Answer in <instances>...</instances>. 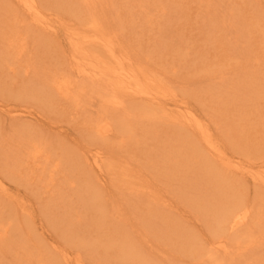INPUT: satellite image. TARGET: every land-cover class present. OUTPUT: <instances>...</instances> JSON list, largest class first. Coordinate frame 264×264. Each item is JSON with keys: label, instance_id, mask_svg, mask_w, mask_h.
Returning a JSON list of instances; mask_svg holds the SVG:
<instances>
[{"label": "bare ground", "instance_id": "6f19581e", "mask_svg": "<svg viewBox=\"0 0 264 264\" xmlns=\"http://www.w3.org/2000/svg\"><path fill=\"white\" fill-rule=\"evenodd\" d=\"M132 1V3L125 2L129 5L127 4V11L124 13L125 9L123 8L125 7V3L123 4L124 7L122 4L118 3L120 8L117 9L118 6L115 0H0V17L5 16L0 25V73H7L9 76L14 75L8 80L9 83L4 84V86H6V88H14L12 91H9V93L12 96H19L20 93L22 98L31 93H44L43 98L48 105L53 102V104H50L49 106L54 108L58 112L57 114H71L73 115V117H71L72 120H75L76 124L79 123L82 125V127L80 126L82 134L81 137H79L81 140L83 139L82 142L90 143L96 141L105 149L109 148L107 150L109 153L115 148L121 149L122 141H125V143L131 148H137L139 140L147 141L146 135H143L142 133L146 132V130L147 133L150 131L155 132L157 130L154 123L157 122V120H162L163 115L166 113V106L169 105V103H167L168 99L166 100V98L170 89L167 90V86L161 82L155 83L154 79H152L153 76L150 78H147V76L140 77V71L143 70L137 67L139 66V57L132 56L128 50H123L125 48L123 44H128V41H131L132 37L127 41L124 35L119 34L121 33L122 26H120L121 30H119L113 23L115 18V16H113L114 14L117 18H121L123 15L129 13L132 14L133 26L131 28L135 27L134 24L136 23L143 27V18V22L146 25L147 21L150 22V16L142 11L144 8L140 6L141 3H144L145 6L147 5L149 7L150 5L152 7L151 3H153L155 6H153L154 9L161 11L162 14L165 13L166 10L162 7V0H153L150 4L146 0H140V2L137 3L140 4L139 8L136 5V7L134 6L136 0ZM14 3L17 8L13 6ZM50 7H52L55 12L57 11L54 16L59 19L60 22L58 23L62 24L66 29L69 26L68 24L72 27H69L72 30V33H67V37L70 39V42H72L68 56L64 55L65 57H63V55H59L60 53L58 56L56 53L59 43H55L54 39L57 37L58 31L50 28L52 24L49 25V20L45 15V12L47 11L46 9H50ZM117 10H120L119 13ZM138 10L141 11L140 13L144 12V15L141 16L142 19L139 17V20H136L139 16V13L136 15V11ZM154 13L156 14V12ZM149 14H152L153 16L155 15L153 13ZM159 16L154 18L156 19L155 22L158 20V23L160 24V21H163L164 18H162L163 20H160L159 18L161 16ZM53 18L54 17H52V19ZM169 18V21L173 19L171 16ZM122 21L123 20H121V24ZM158 23L156 25H158ZM88 32H90V35ZM128 32L129 30L126 31V34ZM135 32L133 30V33ZM92 33L93 35H91ZM50 34H53V36H50ZM62 35L64 36V33ZM134 36L136 37L137 35ZM96 41L100 43V45L93 44V42ZM31 42L30 57L27 58L24 55V51L27 50V44ZM137 44L138 46L140 45L139 42ZM98 46H101L106 50L113 58V61L109 58L110 61L108 60V63L103 58H100L97 53L91 55V52L93 51L92 49L97 48ZM42 49H44V53H41L40 50ZM80 50H83V55H88L95 59L97 64L94 63V67H90L88 64H85V62L83 63L80 59V55H77ZM44 56L48 57L50 62L48 64V70H45L44 75H42L41 65H39L41 62H38L37 58L41 61V58ZM131 56L135 58V60H133ZM29 60H32L34 63L30 64ZM76 82H78V84H76ZM52 97L57 98L58 102ZM61 98H63L65 102L74 101V104L66 105L59 101ZM172 101H178V99L174 98ZM172 101L170 100L169 102ZM172 103H176V109H182L179 104L181 103L180 100L178 103ZM75 105L77 108L73 107ZM89 107H94V109ZM171 109L176 111L174 110L175 106L171 107ZM3 110V107L0 106V114L1 112L4 113V111H6ZM21 110H18L17 112H24V110ZM14 111L16 110H8V114L9 112L12 113L9 117L15 119L20 118L21 116L18 113L15 114ZM176 112L179 113V111ZM183 114L184 113L181 115ZM181 115L180 117L178 116L179 118L177 117V119L185 124L191 132H189L190 135L186 138L183 136V141L180 146L179 143L182 136L178 140H175L177 143L175 148L170 149L172 151L167 157H163L165 164L164 169L167 168L165 171L167 181L165 182L166 185H164V188L153 182L152 178L147 179V176L141 171L135 173L132 172V170L126 169L123 161L118 160L116 157L112 158L109 156L106 161L105 154L100 149L92 151L91 153H80L69 147V150L64 149L61 157L59 156L57 161H54L51 158V148L49 147V143L31 134V129H29L31 126L27 128L25 125H22L21 127L19 126V129L18 127H12V130L10 131L12 132L11 135L16 138L13 141L16 148L12 147L13 144L9 139H6L5 141L9 144L11 149H5L0 145V156L1 154L3 155V157H0L2 159L1 166L10 178H13L17 183H20V185L26 184L32 188H37L38 194L42 198H45L49 204H52L55 201L54 197L57 198L60 196L62 198L61 195H65L63 200L66 196L70 197V191L73 188L75 189L73 194L71 193V197H73V200H77L81 203L79 206L81 211L78 215H75L76 212H74L73 209L75 207L77 210L79 207L74 206V204L69 201V203L74 206L73 209L71 208L74 216H70V219L73 218V222H66L69 213H67V216L63 211L67 218L66 220L63 219L62 222L66 224H61L59 222L53 224L56 228L55 230L61 235L60 238L65 239L68 242H78L80 239L76 238L74 235H76L77 231L81 228V226L78 225L86 220L94 222L93 225H95V227H91L89 230L90 232L94 230L101 233L100 227L102 226L109 228L118 227V229L122 231V236L125 238L121 239L116 235L107 238L105 248L103 247L101 255L104 261L113 260L116 264H141V262H143L142 264H157L155 260L152 262L150 261L151 258L149 259L147 253L142 254L144 252L139 251L141 249L139 243L146 241L144 239L145 237L139 239L141 240L139 243L135 241L137 244L133 243L134 241H131L133 237H131L129 229L128 231L126 230L124 225L125 219H118L121 212L126 216L128 214V210L125 209L120 202L122 196L123 200L127 201V203L130 200L134 201L137 205L136 209L140 207V210H142V213L137 214H140L143 217L142 219L147 228L150 227L149 222L151 220V228H149V231L147 232V234H151V237L146 238L148 241H151L150 239L153 240V238L154 240L165 238L166 235L170 238L173 234H175V238L177 234L181 236V232H184L188 227L182 229V225L177 224V226L176 224L173 225V223L172 225L166 224L170 220L173 221L177 215H173V212L164 213L162 208H164V206L166 207L167 204L170 205L171 208L175 206L168 203L167 199L163 200V198L166 196H164V193L166 194L167 191L170 192L169 187L177 190L181 183L184 187H181L180 191L183 193L188 195L197 193V207H195V204L191 206L194 212L189 213V215L199 212L200 210L209 213L208 210L213 211L212 209L214 208L221 209L222 213L221 226L219 229L220 234L217 235L220 237L219 235L222 234L220 240L217 242L216 240H213V243L211 242L209 245L205 244L206 246L199 240H195V243L190 240L189 243L194 247H190L191 254H187V256L191 255L194 260L202 261L206 250L209 254L208 258L210 259V262L215 261V264H219L218 261L220 257H226L231 253V247L228 244L230 243V240L224 238L223 235L234 234L236 232L244 237L243 243L240 245L243 244L244 248H248L251 253V251L256 249L258 244H260V246L264 245V158L261 159V164L255 165L250 161L243 162L246 156L244 157L240 155L242 156L241 158H244L243 160L240 158L242 161L237 162L240 160L235 158V154H237L235 149L237 147L233 148V146V150L228 144L235 153L233 154L232 152L235 156L232 157L230 154L231 151L228 152L229 150H226L228 154L225 151V153H223L226 143L222 144L225 146L222 148L220 147V141L218 140L222 138L221 142L222 140L223 142L225 140L227 143L233 144L235 143V140L231 137H234L235 135L231 136L220 133L219 137L221 138L218 137L217 140L219 142L216 141L218 142L216 145L213 139L214 132L212 130L209 132L207 129L208 127L206 128L199 118H195V116L192 117L193 114H190L189 111H187V115H185V117H190L186 118L188 121L184 118L182 119L181 117L183 116ZM1 117L2 116L0 115V119ZM147 121L150 123L149 125H147ZM138 128H145L142 129V131H139V133H141L140 137L138 131L135 132ZM0 130L4 132V127L1 121ZM196 133H199V136ZM1 134L2 133L0 132V135ZM152 136L153 135L148 134L147 137L151 138ZM119 138H121L122 141H120ZM152 138L156 140V136H153ZM80 141L76 140V142H74L76 148ZM204 141L206 144H204ZM257 142L259 143V141ZM261 147L263 148L264 146ZM155 150L158 151L157 149ZM181 152H185L183 157ZM148 155H151L150 151L148 152ZM28 157L32 158L33 163L41 169H46L47 167L56 168V173L53 175L51 174V177L54 179L61 170L66 171L68 163L70 164V169L73 168L74 173L77 172V166H81L82 170H80V172L83 173V171H85V173L80 179L75 177L74 179L63 180V182H60V184H62L60 189H57L58 187L56 190L54 188L48 189L37 180L35 181L31 178V175L37 173L34 169L30 168L28 164H25ZM196 172H199L200 175ZM228 173L230 174L228 175ZM43 174L44 173L42 172H38L37 179L42 180ZM103 178H105V181H102ZM169 178L171 180L173 179L174 182L171 183L172 181H170ZM244 178L251 180L250 182L253 184V191H255L253 197H250L247 192L244 193V187L242 185L239 187V183L243 182L242 180H245ZM187 179L188 182L192 181L193 184L189 186L186 182ZM237 179L239 182L238 184H236ZM240 179L241 181H239ZM118 184L121 186L118 187ZM6 188L4 181L0 176V194L4 191H8ZM109 188H115V192H117V194H114L113 199V196L111 197V199L114 200V203H116L114 204L115 208L114 205L110 206L111 208L108 207V195L111 194ZM151 189L155 192L150 194V196L153 195L155 197V199H152L154 201L147 198L142 200L141 196L146 192L150 193ZM75 196L78 198L76 197L74 199ZM6 197L10 198L13 197V195H10L8 192ZM55 202L57 203L58 200ZM78 202H76V205H79ZM1 203L2 200L0 198L1 254L8 251L13 253L11 249L17 245L20 247V250H22V253H24V256L18 257L17 262L13 261L7 263L0 258V264H18V262H21L22 260V264H33L31 260L34 255H36L35 259L37 258L42 261L44 251H41V248L36 245L38 238L36 237V231L32 228V223H27L31 227L27 226L26 230L23 231L21 215L18 216L16 210L13 216L12 214H4L3 211L6 213L11 210H2ZM66 204L68 207L70 206L68 203ZM141 205H144V207H141ZM72 210L70 211L72 212ZM86 213H90L91 215ZM170 214L171 216L169 217ZM26 217L27 216H23V219H27L29 216ZM32 217L34 216L32 215ZM70 219L68 221H70ZM164 220L165 223L163 222ZM161 221L163 223H161ZM187 230V232L185 231L187 238H192L194 235L197 236L192 229L191 233L189 229ZM107 233L108 232H105L108 236ZM127 235L130 239H128ZM216 237L215 239H218ZM167 238L165 239L168 240L169 238ZM58 244L54 246V250H57ZM197 246L204 248V252L200 256L192 253ZM252 246H254V250L251 249L253 248ZM34 251L36 253H34ZM57 251L60 253L61 258L64 261H68L70 257L68 249L62 246ZM51 254L55 255L53 252L49 255ZM50 257L54 256L51 255ZM81 257V254L80 256L79 254H76L73 261L75 260L76 264H84ZM251 258L250 260L248 258L249 264L251 263ZM256 258L258 257L256 256ZM263 258L264 255L262 257L263 262L261 261L262 264H264ZM47 259L43 258V261L46 260L47 263L50 262V264H54L52 262L53 260H51L52 258ZM257 260L253 262L256 264ZM259 262L257 264H260Z\"/></svg>", "mask_w": 264, "mask_h": 264}, {"label": "rangeland", "instance_id": "374dc122", "mask_svg": "<svg viewBox=\"0 0 264 264\" xmlns=\"http://www.w3.org/2000/svg\"><path fill=\"white\" fill-rule=\"evenodd\" d=\"M115 1L117 2V6L119 4L123 5L125 2H133L132 0ZM136 1L134 2V6L136 5L139 8L140 4L137 3L140 2V0ZM146 1H148L149 4L150 2H153V0ZM180 1L162 0V7H164L166 10L165 13H163L164 15L161 11L154 9L155 6L153 3H151L152 7L150 5L151 8L147 5L146 7L144 3H141L140 6L144 8V10H142L140 7L141 10L150 16V22L147 21L145 25L143 22L144 18L142 19L141 17L144 15V12L140 13L141 11H136V15L139 13V16H136L138 18L136 20H139L140 17L143 20V27L136 23L134 24L135 27L131 28L133 26L132 14L127 13L121 17L122 19L117 18L115 14L113 15L115 18L112 16L114 18L113 23L115 26H117V29H122L121 33L119 34L124 35L127 41L130 39V37H132V40L128 41V44H123L125 47L123 50H128L132 56L139 57V66L137 67L143 70L140 71V77L147 76V78H150L153 76L152 79H154L155 83L161 82L167 86H165L167 90L170 89L166 98V100L168 99L167 103H169V107L166 106V113L163 115L162 120H157V122L154 123V125L157 127V130L155 132L150 131L149 133H147L146 130V132L142 133L143 135H146L147 141L139 140L137 148H131L127 143H125V141H122V139L119 138L120 141H122V148H115L113 151L111 150L110 153L107 151L109 148L105 149L96 141L90 143L82 142L83 139L81 140V138H79L82 134V130L80 128L82 125L79 123L76 124L75 120H72L71 117H73V115L57 114L58 112L49 106L50 104H53V102L49 103L48 105L46 100L43 98L44 93H31L30 95L23 98L20 96V93L19 96H12L9 91H12L14 88H6L4 84L9 83L8 80L14 75L9 76V74L2 72L0 73V106H2L6 111L3 110L4 113L1 112L0 114L2 116L0 121L4 127V132L0 130L2 133L0 135V145H2L5 149H11L5 140L9 139L13 144V141L16 139L11 135L12 132L10 131L12 130V127H18L19 129L22 125H25L27 128L31 126V128H29L31 129V134L49 143V147L51 148V158L54 161H57L59 156L61 157L64 149L69 150V147L80 153H91L92 151L100 149L104 152L106 161L108 160L109 156L112 158L116 157L118 160L123 161L126 169L132 170V172L135 173L141 171L145 174V176H147V179L152 178L153 182L164 188V185H166L165 182L167 181L165 174L167 168L164 169L165 164L163 157H167L172 151L170 149L175 148L177 144L175 140H178L182 136V138H180V146L183 141V136L186 138L188 135H190L189 132H191V130L177 119V117H180L182 113H184L181 115L183 116L181 117L182 119L188 118L190 115L188 114V117H185V115H187V111H189L190 114H193L192 117L195 116V118H199L206 128L208 127L207 129L209 132L211 130L214 132L213 139L216 145L220 141V147L224 148L225 146L222 144L226 143L223 153H225L226 150H229L228 152L231 151V156H236L235 158L237 159H240L242 156H246L245 160H243L244 157L241 158L243 162L250 161L255 165L261 164V159L264 158V147H261L264 146V0ZM128 3L124 4L125 7L123 5V9H125L124 13L127 11L126 8L129 5ZM13 6L17 8L15 3ZM118 8H120V6H118L117 9ZM46 10V18L49 20V25L52 24L50 28L58 31V38L55 37L54 39L55 43H59L56 53L57 55L60 53L59 55H63V57L68 56L72 42H70V39L67 37V33H72V30L70 29L72 27L70 24H68L69 26L66 29L62 24L58 23L60 22L59 19L54 16L56 15L57 11L55 12L52 7ZM154 12H156V14ZM149 13H153L155 15L153 16ZM169 15L171 18H173L171 21H169ZM158 16L160 17V20L164 18V20L162 19L163 21H160L161 25L158 23V20L155 22L156 19L154 17ZM52 17L54 18L52 19ZM4 18L5 16L0 17V25L2 24V19ZM121 20H123L122 24L124 25L121 24ZM157 23L158 25H156ZM120 26H122V28ZM127 30H129V32L126 34ZM133 30L134 32H137L133 33ZM63 33L64 36L62 35ZM88 34L90 35V32H88ZM91 35H93V33ZM134 35L137 36L135 37ZM50 36H53V34H50ZM32 42L27 44V50L24 51V55L27 58L30 57V46ZM138 42L140 43L139 46L137 44ZM93 44L100 45V43L97 41L93 42ZM44 49L40 50L41 53H44ZM92 50L93 51L91 52V55L97 53L99 57L103 58L106 62L109 63V58L111 61H113V58L101 46L93 48ZM82 51L83 50H80L77 53L78 56L80 55L81 61L83 63L85 62V64H88L90 67H94V63H96L95 59L88 55H83ZM132 59L135 60L133 57ZM37 61L41 62L39 64L41 65V74L44 75L45 70H48L50 59L44 56L41 58V61L37 58ZM29 63L31 64L34 62L29 60ZM66 63L69 64L68 62ZM76 84H78V82H76ZM174 98L178 99V101H172ZM53 99L58 102L57 98ZM170 100L177 103L180 100L181 103L179 104L181 106L179 104L177 105H179L183 111L182 109L178 110L179 108L176 109V103H174V105L172 102H169ZM59 101L66 105L74 104V101L65 102L63 98H61ZM174 106V110L179 111V113L171 109V107ZM73 107L77 108L76 105ZM89 108L94 109V107ZM10 109L16 110L14 113H18L21 117L16 118L18 120L9 117L10 114L12 115L10 112L9 114L7 113ZM18 110H24V112H17ZM186 121H188V119H186ZM149 124L150 123L147 121V125ZM145 128H138L135 132L138 131L139 133V131H142V129ZM220 133L231 136L235 135L234 137H230L232 139L234 138L235 141H233L239 146L235 143H227L225 140L224 142L222 140V143V138L219 137ZM148 134L156 136V140L152 138L153 136L151 138L147 137ZM196 134L199 136V133ZM140 136L141 133H139V137ZM218 137L221 139H218ZM76 140H81L77 148L74 145ZM257 141H259V143ZM204 144H206L205 141ZM228 144L231 146V148L233 146V148L237 147L235 149L237 154L234 153V149L232 148V150ZM12 147L16 148L14 144ZM149 151L151 152V155H148ZM232 152L235 154V156L232 154ZM181 153L183 157L185 152ZM1 156L3 157L2 154ZM241 159L236 161H242ZM1 162L2 159L0 158V176L4 181L5 188L7 187L6 190L8 189V191H4L2 194H0V198L2 200V210L10 209V212H3L6 215L12 214V216L16 210L17 215H21L22 217L23 231L26 230L27 226H29L27 223H32V228L36 231V237L38 238L36 245L41 248V251H44V259L52 258L51 260H53L52 262L54 264H76L75 260L73 261V259H75L76 254H79V256L81 254L84 264H116V262L113 260L104 261L101 255L103 252V247L105 248L107 238L114 237L115 235L121 239L125 238L122 236V231L118 229V227L109 228L102 226L100 227L101 233H98L94 230L90 232L89 230L91 227H95V225H93L94 222L86 220L78 225L81 226V228L77 231L76 235H74L76 238L80 239L78 242H68L65 239L60 238L61 235L55 230L56 228L53 224L57 222L66 224L62 222V220H66L67 213H69V217L66 222L71 223L73 222V218L70 219V216H74L73 210L76 212L75 215H78V213L81 211V208L79 207L81 203H79L77 200H73V197H71L75 189L73 188L70 191L72 193H70V197L66 196L64 200L63 197H65V195H61L62 198L60 196L57 198L54 197L55 201L58 200V202L56 203L54 201L52 204H49L45 198H42L38 194L37 188H32L26 184L20 185V183H17L13 178H10L3 170ZM25 164H28V166L34 169L37 173L31 175V178H33L35 181L37 180L48 189L54 188L56 190L57 187V189H60L62 185L60 182H63V180L74 179L75 177L80 179V177H82V175L85 173V171H83V173L80 172V170H82L81 166H77V172L74 173L73 168L70 169V164L68 163L66 166V171L61 170L54 179L51 177V174L53 175L56 173V168L47 167L46 169H41L40 167L36 166L33 163V159L29 157L27 158ZM38 172L44 173L42 180L37 179ZM197 174L200 175L199 172ZM229 174L230 173H228V175ZM238 179L237 181L235 180L236 184L239 183ZM103 180L105 181V178H103L102 181ZM170 181H172L171 183L174 182L173 179H170ZM239 181H241V179ZM242 181L243 182H240L241 184L239 183V187L242 185L244 187V193L247 192L249 193L250 197H253L255 195V191H253L254 189L252 182H250L251 180L245 179ZM186 182L189 186L193 184L192 181L188 182V179ZM120 186L121 185L118 184V187ZM181 187H184L182 183L179 184L177 190H175V188L169 187L170 192L167 191L166 194L164 193V196H166L163 198V200L167 199V202L173 204L175 207L171 208V206L167 204L166 207L164 206V208H162L164 213L173 212V215H177L176 218H178L174 219L176 223L174 220H170L171 224L170 221H166V224L172 225L173 223V225H182V229L188 227L186 230H184V232H181V236L177 234L174 238L175 234H173L169 238L166 235L165 238L168 237V240L165 238H158L157 240H154L153 238V240L150 239L151 241H148L146 238L151 237V234H147L149 228H151V220L149 222L150 227L147 228L142 219L143 217L140 214H137L142 213L140 207L136 209V203L132 200L127 203V201L123 200V196L120 203H122L124 208L128 210V214L126 216L122 212L120 214L118 213L120 215L118 219H125L124 225L127 231L129 229L131 237H133L131 239V241H134L133 243H139L141 242L139 239L145 237L144 239L146 241L143 240L144 242L139 243L141 245V249L139 251L144 252L142 254L147 253L149 255V259L151 258V262L155 260L157 264H215V261L210 262V259L208 258V252L206 250L204 252V248L201 246H197L192 253L198 254L200 256L204 252L202 261H196L191 255L187 256V254H191L190 247H194L189 243L190 240L194 243L195 240H199L202 244L204 243L203 245H209L211 242H214L213 240H216V242L220 240L222 234L219 235L220 237L217 235L220 234L219 229L222 219L221 209L219 210L214 208L212 209L213 211L208 210L209 213H206L204 210H200L199 212L193 213L192 215L190 214V216L189 213L194 212L191 206L195 204V207H197V193H192L191 195L185 194L180 191ZM109 191L111 196L108 195V207L116 204L112 199L114 198V194H117V192H115V188H109ZM150 191V193L146 192L143 196H141V199H155L153 195L150 196V194L155 193L154 190L151 189ZM8 192L10 195H13V197H6ZM76 197L77 196H75L74 199ZM69 201L70 203L74 204V206L79 208L76 210L75 207L69 203ZM76 202H78L79 205H76ZM66 203L71 206H69L70 209ZM141 207H144V205H141ZM70 210H72V212ZM63 211L66 213V215H64L65 213ZM31 214L34 217H32ZM86 214L91 215L90 213ZM23 216L29 217H26L27 219H23ZM170 216L171 214L169 217ZM69 219L70 221H68ZM165 220L163 221L164 223ZM163 222L161 221V223ZM187 229H189L190 233L193 230L197 236L194 235V237H192V235V238H187L185 233V231H188ZM105 232H108V236L105 234ZM214 236H217L216 238L218 239H215ZM223 236L224 238L230 240V243L228 244L231 247V253L226 257H220L218 261L219 264H249V260L251 257L253 258V256L254 260L251 258V263H254L255 260L258 259L256 264L259 261V263L262 264L261 261L263 262L262 257L264 255V245L260 246V244H258L255 250L254 246H252L253 248L251 249L254 251H251L250 253L248 248H244L243 244L240 245L243 243V235L240 236L238 232H236L234 234H225ZM128 239H130L129 236ZM56 244H58L57 250H59V248L62 246L68 249V253L70 254L69 259L71 260L68 259V261H64L61 258L60 253L57 250H54V246ZM11 250L13 253L8 251L1 254L0 251V258H2L5 263L13 261L17 262L18 257L24 256V253H22V250H20V247L17 245ZM52 252L55 253V255L51 254L54 257H50L51 255H49ZM34 253L36 252L34 251ZM256 256L258 258H256ZM35 257L36 255H34L33 259L31 260L33 264H50V262L47 263L46 260L43 261V258L42 261H40L37 258L35 259ZM22 263L23 260L18 262V264ZM142 263L143 262H141V264Z\"/></svg>", "mask_w": 264, "mask_h": 264}]
</instances>
